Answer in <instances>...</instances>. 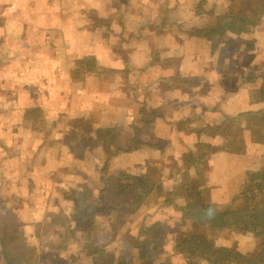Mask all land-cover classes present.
Returning <instances> with one entry per match:
<instances>
[{
	"label": "crops",
	"instance_id": "crops-1",
	"mask_svg": "<svg viewBox=\"0 0 264 264\" xmlns=\"http://www.w3.org/2000/svg\"><path fill=\"white\" fill-rule=\"evenodd\" d=\"M263 88L264 0H0V238L19 235L18 264H138L123 247L155 248L146 227L194 200L215 214L264 200V140L248 127L235 153L219 131L264 114ZM123 174L156 180L143 204L81 219L79 195L92 205ZM205 235L260 253L256 235Z\"/></svg>",
	"mask_w": 264,
	"mask_h": 264
},
{
	"label": "trees",
	"instance_id": "trees-1",
	"mask_svg": "<svg viewBox=\"0 0 264 264\" xmlns=\"http://www.w3.org/2000/svg\"><path fill=\"white\" fill-rule=\"evenodd\" d=\"M264 98V88L262 90ZM241 121H245L246 126H231L228 129H221L220 135L227 140L233 152H243L245 129L249 127L251 137L256 142L264 140V114H242L239 116ZM207 131V130H206ZM205 131H199V134ZM201 150L196 155L189 154L187 161L194 163L195 160H202L206 156L210 147L201 145ZM210 153V152H209ZM196 156V157H194ZM186 162V161H185ZM263 173L252 175L253 180H260ZM131 176L123 174L109 176L104 183V188L97 202L87 205L89 199L79 195L76 200V210L78 216L93 219L96 215L115 214L118 221L132 215L135 207H139L149 197L154 188V178L139 177L130 182ZM156 181V180H155ZM190 190L195 192L192 182L188 181ZM82 203V204H81ZM95 203V204H94ZM81 204V205H80ZM85 204V205H84ZM94 204V205H93ZM199 203L194 202L189 205L182 214V218L175 225L169 226L160 221L148 225L145 235L150 237L155 246L164 245V240L172 232L175 236V244L178 245L180 264H264V200L251 193L240 197L234 206L227 212L221 214L208 213L196 210ZM213 223L220 228H227L252 234L261 238L260 253L255 258H249L240 252L218 247L214 242L209 241L205 235L207 226ZM20 237L18 234L8 235L3 233L0 238V260L5 259L9 264L20 263L30 260L28 254L20 255ZM150 248L148 243H145ZM157 264H175L172 256L160 255ZM130 264V263H125Z\"/></svg>",
	"mask_w": 264,
	"mask_h": 264
},
{
	"label": "rangeland",
	"instance_id": "rangeland-1",
	"mask_svg": "<svg viewBox=\"0 0 264 264\" xmlns=\"http://www.w3.org/2000/svg\"><path fill=\"white\" fill-rule=\"evenodd\" d=\"M130 219L132 217H129ZM130 219L127 220L130 221ZM132 222V221H131ZM128 235V234H127ZM127 235H125V237H128ZM129 239V238H128ZM127 244V243H126ZM139 245V247L137 246ZM172 247L170 249L171 252H174L173 256H174V262L177 263L178 261V255H179V252L177 253L178 251V245H174V244H170ZM176 246V247H175ZM155 248H147L145 246V243L141 242V243H135V240H131L129 242V245L128 246H124L123 247V251L125 254L129 255L131 253L134 252V249L136 250V261L138 264H151L152 263V259L153 260H156V258H158L160 255H162L164 253V250H165V246L164 245H157V246H154ZM166 252H169V250L167 251V248H166ZM165 252V253H166Z\"/></svg>",
	"mask_w": 264,
	"mask_h": 264
}]
</instances>
